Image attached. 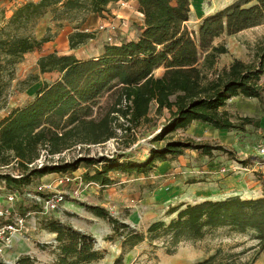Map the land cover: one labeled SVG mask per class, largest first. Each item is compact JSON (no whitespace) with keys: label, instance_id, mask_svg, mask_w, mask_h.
Returning <instances> with one entry per match:
<instances>
[{"label":"trees","instance_id":"16d2710c","mask_svg":"<svg viewBox=\"0 0 264 264\" xmlns=\"http://www.w3.org/2000/svg\"><path fill=\"white\" fill-rule=\"evenodd\" d=\"M119 0H28L18 6L7 24L0 28V97L12 79L14 66L27 52L37 50L49 40L44 35L36 38L27 29L46 13L52 19L71 17L76 12L101 14L107 5ZM251 1H254L251 4ZM142 14L138 36L119 43H106L97 57L79 59L72 53L51 52L38 58L40 73L57 72L58 78L44 82L34 97L21 107L8 110L0 119V165L14 161L18 177L2 174L0 178L9 191H19L33 177L51 172L67 171L70 163L36 166L45 151L54 155L77 143L98 144L116 135V129H135L150 121L151 106L159 114L166 109L169 116L154 140L177 128H185L197 121L218 130H243L253 121L249 117H233L224 109L228 99L238 95L255 98L264 103V85L259 83L264 74V51L256 65L234 60L227 69L216 72L218 57L226 53L223 45H213L222 33L235 34L264 23V0H235L203 17L197 31L189 30L186 21L190 14V0H136ZM69 35L71 49L85 42L92 34L79 29ZM162 67L160 75L154 71ZM37 77H32L36 81ZM109 94L111 102L98 117L99 100ZM121 123L115 125L117 119ZM185 149L210 154L220 145L195 143L173 139L163 146L150 148L144 161L101 157L104 164L82 176L86 182L107 186L113 182L108 174L147 173L157 162L176 158ZM95 163L82 158L74 163ZM75 165V164H74ZM97 217L107 219L114 233L124 229L122 247L134 246L144 236L129 229L108 210L98 205H86ZM176 213L168 222L158 220L147 229L152 242L167 236L172 248L181 240L195 241L218 228L237 233L252 230L254 238L264 249V196L241 198L238 195L219 200H202L168 210ZM43 227L56 234L58 259L55 264H87L99 258L92 250V236L74 229L57 218L43 219ZM219 250L199 264H241L232 254L219 261ZM217 261V262H216ZM114 264H121V256Z\"/></svg>","mask_w":264,"mask_h":264},{"label":"rangeland","instance_id":"374dc122","mask_svg":"<svg viewBox=\"0 0 264 264\" xmlns=\"http://www.w3.org/2000/svg\"><path fill=\"white\" fill-rule=\"evenodd\" d=\"M26 1L28 0H0V28L7 24L13 11ZM230 1L233 2L190 0L187 28L197 31L204 16L225 7ZM126 2L127 0H119L116 4L111 3L101 14L90 15L81 11L71 17L52 19L51 14L46 13L36 19L32 28L27 30L36 38L46 35L49 40L39 49L25 53L15 64L12 79L0 97V119L7 115L10 108L21 107L31 100L44 82L50 83L58 78L57 72H39V57L57 52L72 53L79 59H87L102 54L106 43L135 39L142 25V17H139L138 9ZM77 24L78 30L87 31L92 37L71 49L69 35L76 30L74 27ZM212 44L223 45L227 50L218 57L216 72L227 69L234 60L256 65L259 54L264 51V23L232 35L222 33L213 39ZM162 71L163 68L159 67L154 75L158 76ZM35 76L37 80L32 81ZM259 83L264 85V74L260 76ZM99 102L98 117L104 114L111 102L109 94H104ZM224 109L234 121L245 116L256 121L257 125L253 122L239 131L218 130L193 121L185 128H177L154 140L169 113L162 109L156 114L152 105L148 123L135 129H116L115 137L102 143H77L52 156L45 151L41 152V163L51 166L68 162L73 165L70 170L59 172L71 174L73 181L55 189L67 193L76 189L79 195L63 198L58 209L50 211L53 212L50 217L55 216L53 218L92 236V250L97 252L99 258L87 264H114L119 256L121 264H199L218 250L217 261L226 254H232L241 264H264V249L254 238L255 233L252 230L237 233L228 228H218L206 233L199 240H181L171 254L166 252L167 248H172L167 236H160L152 242L147 239V227L158 220L168 222L176 214L168 212L173 207L208 199L221 200L232 195L241 198L264 196V103L255 98L238 95L228 99ZM121 122L122 119L119 118L115 125ZM173 139H189L211 146L220 145L224 149H213L207 155L199 150L185 149L176 158L169 157L165 161L157 162L147 173L112 171L108 174L113 182L107 186L86 182L82 178L85 172L92 173L104 164L105 161H100L101 157L117 158L119 162L144 161L150 148L161 147ZM82 158H92L95 163L88 166L83 161L74 163ZM35 164L37 167L41 165L38 162ZM18 173L14 161L8 165H0V175L18 177ZM59 173L33 177L27 185H22L14 208L17 213L27 217L22 237L27 246L23 247L19 242L13 243L4 258L0 257V264H7L5 261L8 264L57 262L56 234L43 227V218L34 221L30 217L32 214L28 212L33 209L38 211L39 207L42 210V195L37 191V186L55 181L54 178ZM8 191L0 178V195ZM86 205L105 208L120 222L128 224L129 229L143 235L144 239L132 247L128 244L122 247L126 230L120 229L122 234L114 233L107 219L93 215ZM33 221L35 224L31 228ZM49 233H54V239H49Z\"/></svg>","mask_w":264,"mask_h":264},{"label":"built area","instance_id":"2783aa9c","mask_svg":"<svg viewBox=\"0 0 264 264\" xmlns=\"http://www.w3.org/2000/svg\"><path fill=\"white\" fill-rule=\"evenodd\" d=\"M121 3L123 4V2ZM40 160L41 157L36 160V163L42 164ZM59 174L57 178H54L55 181L37 186V191L42 195V213L44 214L57 210L63 198H73L79 195L76 189L70 190L69 193L55 189L56 187L69 184L74 179L67 172ZM19 196V191H8L0 195V254L9 248L15 235L24 237L23 232L26 228L27 217L25 214L17 213L14 208Z\"/></svg>","mask_w":264,"mask_h":264},{"label":"crops","instance_id":"0c3cea01","mask_svg":"<svg viewBox=\"0 0 264 264\" xmlns=\"http://www.w3.org/2000/svg\"><path fill=\"white\" fill-rule=\"evenodd\" d=\"M233 1H235V0H233ZM118 2V1H117ZM117 2H115V4L117 3ZM232 1H230V2H228V3H226V4H229V3H231ZM126 3H128L130 6H133V7H135L136 9H138V6H137V2H136V0H127V2ZM112 5H114V4H112ZM118 5V4H117ZM190 7H191V5H190ZM138 13V15H139V17H142V14L140 13V12H137ZM196 122V121H195ZM198 123H200V122H198ZM201 124V123H200ZM203 124V123H202ZM206 125V124H205ZM60 171H58V172H51V173H48V174H57V173H59ZM47 174V175H48ZM189 204H192V203H189ZM40 209L38 210V211H34V209L31 211V212H28V213H30V214H32V216H30L31 218H32V220H34V221H38V220H41L42 218L43 219H45V218H47V217H50V215H51V213H53V212H48V213H46V214H44V213H42V210H41V207H39ZM53 217H55V216H53ZM32 222V224H31V228H33L34 227V224H35V222ZM50 234V240H52V239H54V233H49ZM23 239L24 238H22V236H20V235H18V236H15L14 238H13V240L11 241V245L9 246V248H7L3 253H1L0 254V257L1 258H4V255L6 254V251H9L10 250V248H11V246H12V244L13 243H15V242H19L20 244H21V246H23V247H25V245L27 246V242H23ZM5 263H7L8 264V262H6L5 261Z\"/></svg>","mask_w":264,"mask_h":264},{"label":"bare ground","instance_id":"6f19581e","mask_svg":"<svg viewBox=\"0 0 264 264\" xmlns=\"http://www.w3.org/2000/svg\"><path fill=\"white\" fill-rule=\"evenodd\" d=\"M15 236H18V235H15ZM15 236H14V237H15ZM14 237H13V238H14ZM13 238H12V240H13ZM97 245H99V244H97Z\"/></svg>","mask_w":264,"mask_h":264}]
</instances>
